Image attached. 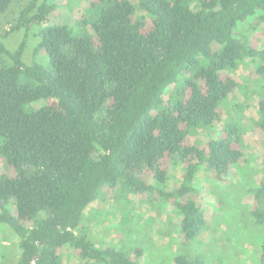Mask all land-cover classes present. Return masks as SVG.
Returning a JSON list of instances; mask_svg holds the SVG:
<instances>
[{
    "label": "trees",
    "instance_id": "obj_1",
    "mask_svg": "<svg viewBox=\"0 0 264 264\" xmlns=\"http://www.w3.org/2000/svg\"><path fill=\"white\" fill-rule=\"evenodd\" d=\"M11 1L0 0V17ZM50 1L30 0L10 30L0 31V154L12 170L0 171V223L18 237L17 264H61L66 245L98 264H137L75 230L103 189L119 184L162 198L181 214V235L194 238L206 221L198 174L226 180L243 150L234 130L206 147L190 131L221 120L219 104L238 85L229 74L238 63L251 59L264 80V28L253 34L264 27V0H109L93 33L61 23L38 30L36 48L53 71L23 60ZM22 26L26 35L9 49L3 37ZM259 116L264 132V97ZM171 164L182 168L173 188ZM263 188L251 208L258 221ZM176 264L203 260L179 256Z\"/></svg>",
    "mask_w": 264,
    "mask_h": 264
},
{
    "label": "rangeland",
    "instance_id": "obj_2",
    "mask_svg": "<svg viewBox=\"0 0 264 264\" xmlns=\"http://www.w3.org/2000/svg\"><path fill=\"white\" fill-rule=\"evenodd\" d=\"M29 2L11 1L0 17L2 33L17 22L21 10ZM108 3L109 0H51L47 18L28 34L23 60L38 62L53 71L44 49L36 48L38 30L61 23L67 24L75 34L93 33L94 20ZM263 28V25L258 26L253 34ZM243 32L252 33L248 27ZM25 35L22 26L3 37V41L9 49H14ZM254 70L255 63L251 59L232 68L229 74L238 85L219 104L221 120L190 131L191 141L206 147L210 141L226 137L234 130L241 137L243 150L241 161L232 168L226 180L217 181L206 176L203 170L198 174L194 185L206 221L194 238L186 240L181 235V214L162 198L137 194L123 184L103 189L85 208L76 233L96 247L113 248L135 258L137 264H176L179 256L195 255L203 264H264V220L258 221L251 212L253 197L264 183V132L256 124L260 117L259 101L264 97V80L256 76ZM41 104L42 101H37L33 106ZM3 170L12 172L7 170L0 154V171ZM181 177V166L171 164L168 187H175ZM147 180L154 183L151 177ZM259 195L258 207L263 211L264 188ZM9 207L13 211L12 203ZM59 253L61 264H98L78 257L67 245ZM19 255L18 237L9 225L0 223V264H17Z\"/></svg>",
    "mask_w": 264,
    "mask_h": 264
}]
</instances>
